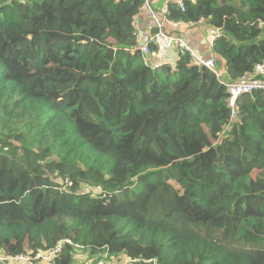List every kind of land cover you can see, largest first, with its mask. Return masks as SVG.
<instances>
[{"label":"trees","instance_id":"obj_1","mask_svg":"<svg viewBox=\"0 0 264 264\" xmlns=\"http://www.w3.org/2000/svg\"><path fill=\"white\" fill-rule=\"evenodd\" d=\"M145 2L0 0V256L264 264V91L148 65ZM184 2L165 18L220 28L228 80L264 62V0Z\"/></svg>","mask_w":264,"mask_h":264},{"label":"built area","instance_id":"obj_2","mask_svg":"<svg viewBox=\"0 0 264 264\" xmlns=\"http://www.w3.org/2000/svg\"><path fill=\"white\" fill-rule=\"evenodd\" d=\"M170 1H176L180 4V7L182 10H185V0H167L165 5L163 6L161 12L158 10H154L152 6L150 5V0H146L145 7L148 10L149 15L152 18V31L151 36L148 38V40L143 43L142 45H139V49L142 51L144 56L146 57V63L150 66H160L159 65H153L149 62V56L152 54L151 51V43H155L159 49V53L165 52L167 49L171 48H179L181 50L188 51L191 55L192 61L194 64L205 67L209 70H211L213 73H215L220 80V82L226 86L229 92V104L231 107L236 106V102L238 98L244 94L252 93L256 90H262L264 91V62L259 63L256 65L255 70L252 75H245L237 80H226L223 78V71L221 69L220 62L225 61L218 57L215 53L203 56L196 52L186 41V39L179 34L175 33H169L165 26L167 23H170L171 26L176 30L182 29L185 25H196L194 24H187L183 21H168L165 16L168 13V2ZM190 2L195 3L197 0H187ZM199 23V22H198ZM200 23H204V20H201ZM260 27L264 26V22H261L259 24ZM208 27V26H207ZM209 34L211 36V42L210 45L213 48L214 42L217 38L222 36V31L220 28H212L208 27ZM226 64V63H225ZM227 68V66H226ZM71 242L70 240L68 241ZM63 242H60L55 248L48 250L44 253H39L37 256L42 260L47 261L46 264H49L60 252L62 249ZM76 247H82L80 245H76ZM28 257L33 258L32 254L30 255H17V256H0V262L5 264H21L19 263L20 260L19 257ZM36 256V257H37ZM131 262L136 261L129 259ZM102 264V263H100Z\"/></svg>","mask_w":264,"mask_h":264},{"label":"crops","instance_id":"obj_3","mask_svg":"<svg viewBox=\"0 0 264 264\" xmlns=\"http://www.w3.org/2000/svg\"><path fill=\"white\" fill-rule=\"evenodd\" d=\"M152 18L149 13H145L140 16L137 20V29H138V40L139 44L142 45L145 43L148 38L151 36L152 32ZM165 29L169 33L179 34L184 37L188 44L199 54L203 56H208L213 54V48L210 45L211 36L208 31V27L204 23H197L196 25H185L182 29L176 31L170 23H167ZM211 48V52L209 49ZM177 49L171 48L167 49L163 53H153L149 56V62L153 65H159L164 63H173L177 58ZM221 69L224 72L223 78L228 80V73L226 64L220 62Z\"/></svg>","mask_w":264,"mask_h":264},{"label":"rangeland","instance_id":"obj_4","mask_svg":"<svg viewBox=\"0 0 264 264\" xmlns=\"http://www.w3.org/2000/svg\"><path fill=\"white\" fill-rule=\"evenodd\" d=\"M166 1L167 0H154L153 2V4H154V7L159 11V12H161V10H162V8H163V6L165 5V3H166ZM212 50H211V48L209 49V52H211ZM29 249V248H28ZM27 249V250H28ZM39 253H44V252H38V253H32V252H30L29 251V253H25V254H23V255H30V254H32V256H33V258L31 259V258H28V257H19V259L18 260H20V259H22V260H20L19 261V263H21V264H46L47 263V261H45V260H42V258H40V259H36V258H38V254ZM80 255H79V259L78 260H80V258H81V260L80 261H84L85 259L83 258V256L84 257H86V254L85 253H83V252H80L79 253ZM37 256V257H36ZM83 258V259H82ZM89 262V260L88 261H85V263H87V264H93L94 263V260H90V262ZM100 263H102L101 261H98L96 264H100ZM131 263V261L129 260V258H123V259H121V260H118V261H107V264H130Z\"/></svg>","mask_w":264,"mask_h":264},{"label":"water","instance_id":"obj_5","mask_svg":"<svg viewBox=\"0 0 264 264\" xmlns=\"http://www.w3.org/2000/svg\"><path fill=\"white\" fill-rule=\"evenodd\" d=\"M210 39H212V38H210Z\"/></svg>","mask_w":264,"mask_h":264}]
</instances>
